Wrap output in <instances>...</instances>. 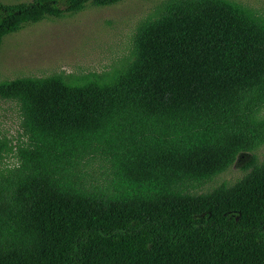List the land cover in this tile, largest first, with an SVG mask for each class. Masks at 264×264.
Returning a JSON list of instances; mask_svg holds the SVG:
<instances>
[{"label":"trees","instance_id":"16d2710c","mask_svg":"<svg viewBox=\"0 0 264 264\" xmlns=\"http://www.w3.org/2000/svg\"><path fill=\"white\" fill-rule=\"evenodd\" d=\"M121 0L0 2V45L27 25ZM109 81L0 82L25 142L0 170V264H264V14L163 0ZM2 147L0 146V161Z\"/></svg>","mask_w":264,"mask_h":264},{"label":"rangeland","instance_id":"374dc122","mask_svg":"<svg viewBox=\"0 0 264 264\" xmlns=\"http://www.w3.org/2000/svg\"><path fill=\"white\" fill-rule=\"evenodd\" d=\"M29 0H0L13 4ZM255 15L264 14V0H228ZM163 0H121L105 7L85 6L81 11L60 19L42 20L6 36L0 45V82L15 78L59 76L69 84L86 80L109 81L133 59L132 39L140 22L158 9ZM264 116V108L262 109ZM25 137L20 115L12 101L0 99V170L17 164V150ZM261 161L264 144L252 153L238 154L227 169L191 193L210 191L220 184L239 179L250 155Z\"/></svg>","mask_w":264,"mask_h":264}]
</instances>
